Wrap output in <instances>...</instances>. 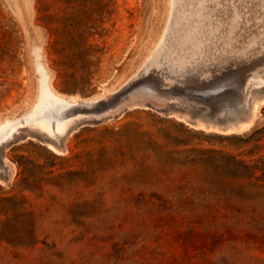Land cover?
<instances>
[{"label": "rangeland", "instance_id": "obj_1", "mask_svg": "<svg viewBox=\"0 0 264 264\" xmlns=\"http://www.w3.org/2000/svg\"><path fill=\"white\" fill-rule=\"evenodd\" d=\"M188 1L203 20L183 29L173 0H0V126H16L0 141V264H264V101L226 126L239 82L264 76V0ZM191 32L197 54L162 63ZM40 74L83 100L61 135L27 119ZM137 91L167 103L129 105ZM214 113L218 128L196 120Z\"/></svg>", "mask_w": 264, "mask_h": 264}, {"label": "bare ground", "instance_id": "obj_2", "mask_svg": "<svg viewBox=\"0 0 264 264\" xmlns=\"http://www.w3.org/2000/svg\"><path fill=\"white\" fill-rule=\"evenodd\" d=\"M169 1V3H168V7H170V1L171 0H168ZM185 1V0H184ZM183 1V2H184ZM190 2H191V0H189ZM189 1H188V3H189ZM193 1V0H192ZM195 1H197V0H195ZM199 1V0H198ZM205 2H207V3H212V2H208V0L206 1V0H204ZM210 1V0H209ZM220 1H223V0H220ZM226 1V0H225ZM224 1V2H225ZM230 0H228V2H229ZM237 1V0H236ZM235 1V2H236ZM175 2H178V0H173V2H171V3H173V5H172V11H171V26L174 24L175 25V23L177 24V26L178 25H180V27H182L181 26V24L182 23H180V24H178V18H180V21L181 22H186L185 24H187L188 22L187 21H185V19L188 17H190L189 19L190 20H192V15L193 16H196L195 18H198V19H196V20H200L201 19V21L203 20L199 15H200V11H202L201 9L200 10H198L199 8H198V6L200 5H198L197 4V8H192V7H188V5L189 4H187V0L184 2L186 5H183V3H182V0H179V3H175ZM227 2V1H226ZM225 2V3H226ZM234 2V3H235ZM247 2V1H246ZM262 2V1H261ZM193 3V2H192ZM195 3V2H194ZM200 3V2H199ZM215 3H216V1H215ZM223 3V2H222ZM239 4L240 2H236V4ZM191 4V3H190ZM206 4V3H205ZM213 4V7L214 6H216L217 4H218V1H217V4L216 5H214V3H212ZM224 4V3H223ZM231 4V3H230ZM241 4V3H240ZM246 4H249V1L246 3ZM262 4V3H261ZM196 5V4H195ZM202 5V4H201ZM201 5L199 6V7H201ZM208 5V4H207ZM219 5V4H218ZM225 5V4H224ZM228 5V4H227ZM226 5V6H227ZM243 5V4H242ZM209 6V5H208ZM207 6V7H208ZM212 6V5H211ZM220 6V5H219ZM228 6H230V5H228ZM252 6H254V5H252ZM205 6H203V8H204ZM210 7V6H209ZM216 7H218V6H216ZM248 7H250L249 5H248ZM248 7H246V8H248ZM256 7V6H255ZM263 7V6H262ZM180 8V9H179ZM211 8V7H210ZM219 8V7H218ZM170 9V8H169ZM213 9H216V8H212V11H214ZM223 9V8H222ZM222 9H221V11H222ZM232 9V7L230 8V10ZM237 9V8H236ZM205 10V9H204ZM217 10V9H216ZM219 10V9H218ZM217 10V12H219ZM240 9H238V11H239ZM241 10H243L242 8H241ZM255 10V9H254ZM206 11V10H205ZM208 11V10H207ZM211 11V10H210ZM224 11V10H223ZM223 11H222V13H223ZM232 12H234L233 10H231ZM244 11V10H243ZM236 12H237V10H236ZM249 12H250V10H249ZM249 12H247V13H249ZM251 12H253V11H251ZM211 12H209L208 11V14L207 15H209ZM213 13V12H212ZM216 13V12H215ZM220 13V12H219ZM221 13V14H222ZM230 13V12H229ZM229 13H227L228 14V16L226 15V14H224L225 15V17L227 16L228 18L230 17V15H229ZM239 13H240V11H239ZM241 13H242V11H241ZM246 13V14H247ZM256 13H257V11H256ZM231 14V13H230ZM235 14V13H234ZM238 14V13H237ZM246 14H245V16H246ZM255 14V13H254ZM201 15H202V12H201ZM204 15V20H205V18L206 17H208V16H205L206 15V13L205 14H203ZM202 15V16H203ZM215 15H217V14H215ZM224 15H222V16H224ZM264 15V14H263ZM218 16V15H217ZM217 16H215V17H217ZM221 16V17H222ZM232 16V15H231ZM238 16H240L239 14H238ZM183 17H185V19H184V21H182L181 20V18H183ZM210 17V16H209ZM220 17V16H219ZM226 17V18H227ZM253 17V16H252ZM187 18V19H188ZM194 18V19H195ZM200 18V19H199ZM224 18V17H223ZM225 18V19H226ZM227 18V19H228ZM231 18V17H230ZM259 18V17H258ZM264 18V17H263ZM186 19V20H187ZM193 19V20H194ZM210 19V18H209ZM224 19V20H225ZM233 19H234V17H233ZM232 19V20H233ZM236 19V18H235ZM169 20V19H168ZM193 20H192V22H193ZM221 20V19H220ZM231 20V21H232ZM247 20H249V17H248V19ZM201 21H199V22H201ZM216 21H218L217 19H216ZM222 21V20H221ZM228 21V20H227ZM230 21V20H229ZM228 21V22H229ZM244 21V20H243ZM253 21V20H252ZM199 22L198 21H196V25H194V29L193 30H196V29H198L199 28V25H201V24H199ZM206 22H208V23H210L209 21H206ZM225 22H226V20H225ZM234 22V21H233ZM232 22V23H233ZM238 22V21H237ZM247 22H249V21H247ZM246 22V23H247ZM191 23V22H190ZM190 23H188V24H190ZM194 23H195V20H194ZM202 23V22H201ZM205 23V22H204ZM220 23V22H219ZM239 24H240V22H238ZM254 23V22H253ZM255 23H256V21H255ZM185 24H183V25H185ZM187 24V25H188ZM217 24V23H216ZM222 24V23H221ZM226 24H228V23H226ZM229 24H230V22H229ZM244 24V23H243ZM257 24V23H256ZM203 25H205V26H207L206 24H203L202 23V26ZM232 25H235L234 23L233 24H231V26ZM168 26V25H167ZM189 26V25H188ZM204 26V27H205ZM219 26H220V24H219ZM230 26V27H231ZM255 26V25H254ZM185 27V26H184ZM208 28H209V26H207ZM211 27V26H210ZM227 28L229 27V26H226ZM249 27V26H248ZM257 27V26H256ZM260 27V26H259ZM183 28V27H182ZM186 28V31H187V26L185 27ZM200 28H201V26H200ZM226 28V29H227ZM232 28V27H231ZM247 28V27H246ZM174 29H175V27H174ZM184 29V28H183ZM203 29V28H202ZM210 29V28H209ZM209 29H207V30H209ZM224 29H225V27H224ZM230 29V28H229ZM237 29V28H236ZM240 29V28H239ZM242 29V28H241ZM256 29V28H255ZM166 30V29H165ZM180 30L182 31V29L180 28L179 30L177 29V31H179L180 32ZM189 30V29H188ZM191 30V29H190ZM200 30V29H199ZM204 30V29H203ZM215 30V29H214ZM221 30V29H220ZM245 30V29H244ZM247 30V29H246ZM251 30V29H250ZM177 31H175V32H177ZM184 31V30H183ZM223 31V30H222ZM228 31V30H227ZM239 31V30H238ZM237 31V32H238ZM174 32V31H173ZM203 32V31H202ZM218 32V31H217ZM224 32V31H223ZM234 32V31H233ZM167 33V32H166ZM187 33V32H186ZM185 33V36L187 35ZM189 33V32H188ZM192 33V35L191 36H189V37H180L181 35L178 33L177 35H180L177 39L178 40H176V37H177V35L176 36H174V41H175V43H174V46H175V48H178V50H176L175 49V51H177V53H176V55L174 56V59H172V61H170V60H165L164 62H162V63H165V62H169L170 64H177V65H183L184 63H185V61H186V53H188V52H186V49L184 50V48L185 47H191L190 49L192 50L193 48L195 49H193L194 50V53H196V52H198L196 49L199 47V43L200 42H202L203 41V39H202V37L200 38V36L198 37V36H195V35H197L198 33H196L194 36L197 38V39H195V37L193 36V32H191ZM195 33V32H194ZM204 33V32H203ZM202 33V34H203ZM206 33V32H205ZM254 32H252V34H253ZM258 33V32H257ZM214 34V33H213ZM212 34V35H213ZM230 34H231V32H230ZM239 34V33H238ZM241 34V33H240ZM164 35H166V34H164ZM199 35V34H198ZM210 35V34H209ZM211 35V36H212ZM222 35H223V33H222ZM194 37V39H192L193 37ZM203 36H204V34H203ZM226 37L227 38V40H225L226 41V43H228V44H232L233 45V42L232 41H234V40H232L234 37L233 36H231V35H228V33L227 32H225V35H223V37ZM239 36V35H238ZM164 37V36H163ZM168 37H170V36H168ZM168 37H165V38H168ZM172 37V36H171ZM191 37V38H190ZM207 37V36H206ZM210 37V36H209ZM214 37V36H213ZM221 37V36H220ZM242 37V36H241ZM211 38V37H210ZM210 38H208V39H210ZM251 38V37H250ZM256 38V37H255ZM207 39V38H206ZM214 39V38H213ZM222 39V38H221ZM241 39V38H240ZM248 39V38H247ZM246 39V40H247ZM163 40H165V39H163ZM169 40H171V38L169 39ZM169 40H167V42L169 41ZM217 40V39H216ZM239 40V39H238ZM245 40V39H244ZM250 40V39H249ZM173 41V42H174ZM206 41V40H205ZM210 41V40H209ZM224 41V40H223ZM256 41V40H255ZM261 41V40H260ZM219 42V41H218ZM238 42H241L240 40L238 41ZM252 42H254L253 40H252ZM210 43H211V41H210ZM209 42H208V44L209 45H211ZM244 43V42H243ZM205 44V46H207V47H209L208 45H206V43H204ZM224 44H225V42H224ZM223 44V45H224ZM250 44H252V43H249V45ZM254 44V43H253ZM252 44V45H253ZM258 44H259V41H258ZM262 44V43H261ZM214 45V44H213ZM212 45V46H213ZM225 45H227V44H225ZM255 45V44H254ZM262 45H264V44H262ZM236 46V45H235ZM243 46V45H242ZM211 47V46H210ZM214 47H216V46H214ZM249 47V46H248ZM253 47H255V46H253ZM160 48V47H159ZM201 48V47H200ZM217 48V47H216ZM239 48V47H238ZM250 48V47H249ZM190 49L188 48V51H190ZM199 49V48H198ZM221 49V48H220ZM229 49V48H228ZM246 49H247V47H246ZM183 50H184V52H183ZM209 50V49H208ZM230 50V49H229ZM251 50V49H250ZM254 50V49H253ZM256 50V49H255ZM262 50V49H261ZM196 51V52H195ZM200 51V50H199ZM205 51V50H204ZM207 51V50H206ZM222 51V50H221ZM236 51V50H235ZM174 52V51H173ZM210 52V51H209ZM215 52V51H214ZM224 53H226L225 52V50L223 51ZM229 52V51H228ZM241 52V51H240ZM160 53V50L157 48V50H156V52H154V54H151L150 56H149V59L146 61V63H147V65H150V64H154V65H156V66H159L160 64H162V63H159V62H156L155 60V58H156V55L157 54H159ZM191 53H192V51H191ZM200 53V52H199ZM237 53V52H236ZM249 53V52H248ZM171 54H172V52L171 51H168V52H165L164 54H162V55H164L163 57L164 58H166V59H170V58H172L171 57ZM186 54V55H185ZM197 54V53H196ZM195 54V55H196ZM201 54H203V53H201ZM208 54V53H207ZM212 54V53H211ZM231 54V53H230ZM258 54H259V52H258ZM262 54H263V51H262ZM173 55V54H172ZM193 55V54H192ZM224 55V54H223ZM233 55V54H232ZM242 56H244V55H242ZM247 56V55H246ZM264 56V55H263ZM262 56V57H263ZM191 57V56H190ZM194 58H195V56H193ZM224 57V56H223ZM261 57V58H262ZM200 58V57H199ZM232 58V57H231ZM248 58H249V56H248ZM230 59V58H229ZM242 59V58H241ZM195 60V59H194ZM201 60V59H200ZM200 60H198V61H200ZM206 60V59H205ZM253 60V59H252ZM196 61V60H195ZM198 61H196V62H198ZM211 61V60H210ZM223 61V60H222ZM234 61V60H233ZM247 61V60H246ZM208 62V61H207ZM223 63V62H222ZM221 63V64H222ZM38 69L40 70V72L42 73V67H41V65H38ZM233 74V73H232ZM235 74V73H234ZM233 74V75H234ZM237 75V74H236ZM236 75H235V77H236ZM234 77V76H233ZM234 77V79H236ZM262 77V78H261ZM260 78V79H259ZM259 79V80H258ZM256 80H258V81H256ZM253 81H256V82H254L253 83ZM130 82V81H129ZM234 82H235V80H234ZM238 82V81H237ZM237 82L235 83V84H237ZM248 82H250L251 83V89H249V90H247L246 89V84H241L240 82H239V84L236 86V89H237V92H234V94H232V97L231 98H233L234 100H233V103L234 104H236V103H239L240 105H239V107L241 108H239V109H235V108H232L231 106V108L229 107V110L227 109V111H228V115L226 116V126H227V129H231V128H233L234 126H240V128H242L241 126L242 125H248L251 121H252V119H253V116H254V113L257 111V109L259 108V106L263 103V101H264V76L263 75H261V74H256V73H254V74H252V79H248ZM225 83V82H224ZM228 83V82H227ZM229 83H231V82H229ZM129 84V83H128ZM223 84V83H222ZM232 84V83H231ZM148 85V84H147ZM225 85V84H224ZM224 85H223V87H224ZM233 86H235L234 84H232ZM245 85V86H244ZM126 86V85H125ZM149 86V85H148ZM151 86V85H150ZM220 86V85H219ZM230 87H232L231 85L229 86V88ZM131 88V87H130ZM220 88H222L221 86H220ZM225 88V87H224ZM228 88V87H227ZM136 89H138V90H140L139 88H136ZM195 89H197V88H195ZM226 89V88H225ZM233 89V88H232ZM231 89V90H232ZM234 89H235V87H234ZM152 90V89H151ZM181 90V89H180ZM179 90V91H180ZM219 90V89H218ZM134 91H136V90H134ZM153 91V90H152ZM182 91V90H181ZM215 91V90H214ZM229 91V90H228ZM119 92H120V90H119ZM131 92H133V91H131ZM140 92V91H139ZM159 92V91H158ZM183 92V91H182ZM181 92V93H182ZM184 92H185V90H184ZM190 92V91H189ZM211 92V91H210ZM213 92V91H212ZM136 93H138V91L136 92ZM156 93V92H155ZM155 93L153 92V94L151 93V92H149V93H147V92H144L143 94L140 92V93H138V94H142L141 96H134L133 94H131V95H133L132 96V100L129 102V105H140V106H145V104L147 103V101L149 100L150 102H152V104H153V106H155L156 108H163L164 106H165V104L167 103V100L168 99H165V97L164 96H157V95H155ZM222 93V92H221ZM107 94V93H106ZM126 94V93H125ZM124 94V95H125ZM135 94V93H134ZM157 94V93H156ZM192 94H194V92L192 93ZM198 94V93H197ZM210 94V93H209ZM209 94H207V95H209ZM248 94H249V96H251V97H249L248 96ZM130 95V93L128 94V96ZM178 95V94H177ZM181 95V94H180ZM183 96V95H182ZM196 96H198V95H196ZM210 96V95H209ZM104 97L105 98H107L105 95H104ZM194 97V96H193ZM220 97V96H219ZM222 97V96H221ZM249 97V98H248ZM127 98V97H126ZM211 98V97H210ZM224 98V97H223ZM104 99V98H103ZM183 100H185V98L183 99ZM83 100H80V101H76V102H69V101H66V100H63L60 96H58L56 93H54L53 91H52V89H51V87H50V85H49V81H48V79L45 77V76H43L42 74H40V76H39V90H38V98H37V100H36V102H35V104H34V110L32 111V116H29L27 119L28 120H31V121H34V122H36V123H38L42 128H44L47 132H50V133H56V134H58V135H61V134H63V132H64V130H65V126H66V118H67V116H73V115H75L76 113H79L80 112V108H81V105H83V102H82ZM98 101V100H97ZM191 101H193V99H191ZM215 101H217V100H215ZM102 102V101H101ZM100 102V103H101ZM125 102V101H124ZM127 102V101H126ZM198 102V101H197ZM200 102V101H199ZM94 103H97L96 101L94 102ZM119 103V102H118ZM120 103H122L121 102V100H120ZM188 103H189V101H188ZM128 104V103H127ZM126 104V105H127ZM189 104H191V102L189 103ZM248 104L250 105L249 107H248ZM94 105H96V104H94ZM97 105H99V104H97ZM96 105V106H97ZM101 105V104H100ZM116 105H117V103H116ZM123 105H124V103H123ZM221 105V104H220ZM110 106V105H109ZM191 106V105H190ZM189 106V107H190ZM237 106V105H236ZM124 107V106H123ZM123 107H121V108H123ZM130 107V106H129ZM176 106H174V108H175ZM179 107V106H178ZM189 107H188V109H189ZM109 108V107H108ZM238 108V107H237ZM167 109V108H166ZM169 109H171V108H169ZM183 109V108H182ZM187 109V108H186ZM187 109V110H188ZM219 109V108H218ZM90 109H88V111H89ZM92 110H94V108L92 109ZM96 110V109H95ZM112 110V109H111ZM118 110V109H117ZM173 110V109H172ZM184 110V109H183ZM190 110H192L191 108H190ZM98 111V110H97ZM189 111V110H188ZM220 111V110H219ZM227 111H226V113H227ZM115 112V111H114ZM184 112V111H183ZM187 112V111H186ZM205 112V111H204ZM217 112V111H216ZM223 112V111H222ZM91 113V112H90ZM53 114H55V116H53ZM94 114V113H93ZM98 114V113H97ZM104 114V113H103ZM106 114V113H105ZM108 114V113H107ZM189 114V113H188ZM200 114V113H199ZM215 114H217V113H214V115H212V116H208V117H203V116H198V117H196V120L198 121V123H200V124H202L203 126H212V127H219V121L217 120V118H216V116H215ZM221 114V113H220ZM220 114H219V112H218V115L220 116ZM57 115V116H56ZM192 115H195V114H192ZM224 115V114H223ZM91 116H94V115H92L91 114ZM178 116V115H177ZM184 116V115H183ZM185 117H186V115H185ZM190 117V116H189ZM221 117H222V114H221ZM177 118V117H176ZM182 118V117H181ZM184 118V117H183ZM178 119V118H177ZM221 119V118H220ZM188 120V119H187ZM192 121H194V120H192ZM196 122V121H195ZM221 122H224V120L222 121L221 120ZM191 126H192V124H191ZM194 126H196V125H194ZM202 126V127H203ZM201 127V128H202ZM236 127V128H237ZM15 128H16V126L13 124V125H6V124H4V125H2V126H0V141H2L3 139H5L9 134H11L14 130H15ZM205 127H203L202 129H204ZM211 128V127H210ZM210 128H208V129H210ZM216 128V129H217ZM239 128V127H238ZM239 128V129H240ZM206 129V128H205ZM233 129H235V127L233 128ZM232 129V130H233ZM207 130V129H206ZM211 130V129H210ZM217 130H219V129H217ZM231 130V131H232ZM235 130H237V129H235ZM235 130H233V131H235ZM44 131V130H43ZM45 131V132H46ZM214 131H215V129H214ZM46 132V133H47ZM219 132H224V130H220ZM229 132V131H228ZM226 133V132H225ZM64 136V135H63ZM9 137V136H8ZM50 141V140H49ZM48 142V141H47ZM52 141H50V142H48L47 143V146L51 149V150H53V151H55V152H58V148L55 146V144L53 143H51ZM57 145V144H56ZM61 149H63V148H61ZM60 150V149H59ZM1 170V169H0Z\"/></svg>", "mask_w": 264, "mask_h": 264}, {"label": "water", "instance_id": "obj_3", "mask_svg": "<svg viewBox=\"0 0 264 264\" xmlns=\"http://www.w3.org/2000/svg\"><path fill=\"white\" fill-rule=\"evenodd\" d=\"M42 133H43L44 135L47 134V133H46L45 131H43V130H42ZM5 139H6V138H5ZM3 140H4V139H3ZM3 140H2V141H3Z\"/></svg>", "mask_w": 264, "mask_h": 264}]
</instances>
